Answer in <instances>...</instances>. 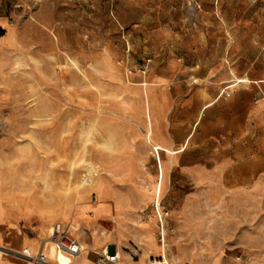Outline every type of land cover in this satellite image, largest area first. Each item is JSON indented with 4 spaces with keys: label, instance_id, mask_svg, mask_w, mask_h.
Masks as SVG:
<instances>
[{
    "label": "rangeland",
    "instance_id": "374dc122",
    "mask_svg": "<svg viewBox=\"0 0 264 264\" xmlns=\"http://www.w3.org/2000/svg\"><path fill=\"white\" fill-rule=\"evenodd\" d=\"M159 1L0 0V223L68 226L74 264L106 245L123 264H264V0H194V20ZM209 58L201 80L169 66ZM143 73L206 103L237 80L194 129L180 107L151 118L147 144Z\"/></svg>",
    "mask_w": 264,
    "mask_h": 264
},
{
    "label": "crops",
    "instance_id": "0c3cea01",
    "mask_svg": "<svg viewBox=\"0 0 264 264\" xmlns=\"http://www.w3.org/2000/svg\"><path fill=\"white\" fill-rule=\"evenodd\" d=\"M142 1L144 2V4H147L148 2H155V1L160 4L159 0H142ZM157 12L158 11H155L154 13H150V15H154V14L156 15ZM148 15L149 14H145V17H147ZM211 60L212 58L205 59L203 61H200L199 59H196V60L191 59L184 66V63L181 62L180 59H177L175 60V62H170L169 66L172 70L177 71V73H181V74L183 72L182 69H187L190 72L192 71V74H191L192 77L194 79L201 80L203 77H205L206 74H208L207 72L211 69L210 68ZM150 63L151 62L149 59L148 64ZM198 68H201V70ZM144 79L146 80V83L149 86L146 93L141 92L142 107L140 108V114H141V117L145 125V140L147 137L146 133H147V129L149 128V125H151V128H152L151 118L153 120L160 121L164 117L166 119L168 117L176 116L178 107H180L179 108L180 112L178 115L184 112L186 116L185 122L191 123L194 129L199 124L200 120L202 119L203 114L206 111L214 108L215 106H218L219 100H228L231 97L232 92H230L229 90L230 88L235 87L233 85L237 80L236 79L235 81H233L234 83L232 82L233 83L232 85L228 87H224L217 94L215 93L214 96H212L210 92L205 93V95L208 98L213 97V101L211 103H206V99H204V93L203 94L200 93V90L197 88H191L187 90L186 89L182 90L181 88L165 90V89L156 87L157 85H154V84L161 83V81H163L162 77H158V76L152 77L151 80L154 84L152 82L151 83L147 82L146 73L144 74V76H142L141 80L143 81ZM148 109L150 110L148 111ZM148 113L150 114V119L148 118ZM190 137L191 135L187 136L186 140L183 142L180 148L182 147L184 150ZM146 143L148 144L147 140H146ZM167 147L170 148L171 145ZM171 156H174V155H171ZM39 238H42L41 242L39 241ZM44 239H45L44 232L41 233V230H40L39 236L36 237L32 233H30L28 230H25L23 228H18V227L16 228L14 225L8 226L6 228V227H3V224L0 223V245L4 244L5 246L10 247L12 250H19L21 248H25L26 246H32L36 250H38V248L40 247ZM96 244H97L96 242L93 243L92 241V243L90 244L92 246L89 245L88 247L93 250L99 249L96 247ZM94 252L97 253L96 251ZM84 254H81L78 258H80ZM131 263L136 264L134 263V261H132V259H130V261H128L127 264H131ZM0 264H22V263H19L12 259L3 258Z\"/></svg>",
    "mask_w": 264,
    "mask_h": 264
},
{
    "label": "built area",
    "instance_id": "2783aa9c",
    "mask_svg": "<svg viewBox=\"0 0 264 264\" xmlns=\"http://www.w3.org/2000/svg\"><path fill=\"white\" fill-rule=\"evenodd\" d=\"M198 10L199 7L194 0H187L185 12L188 19L194 20ZM161 242H163V238ZM46 245H51L57 255L62 254L69 260H74L82 253V248L79 242L70 234L69 227L62 224H54L36 253L32 256L26 254L24 255L25 258H27L31 264H47L49 259L43 254ZM95 257L93 264H122L121 258L115 251H101L95 253ZM149 260L150 263L148 262V264H151L155 259L151 258Z\"/></svg>",
    "mask_w": 264,
    "mask_h": 264
},
{
    "label": "bare ground",
    "instance_id": "6f19581e",
    "mask_svg": "<svg viewBox=\"0 0 264 264\" xmlns=\"http://www.w3.org/2000/svg\"><path fill=\"white\" fill-rule=\"evenodd\" d=\"M240 84V83H239ZM9 86V85H8ZM155 152L154 153H156L157 154V151L156 150H154ZM46 157V156H45ZM40 162V161H39ZM47 162V161H46ZM95 174H96V172H95V169L94 168H92L90 165H87V169H86V173L84 174V175H82V177H81V181H80V183H81V185L79 186V188H84V187H90L91 188V186L94 184V180H93V178H94V176H95ZM92 200L94 201V203H96V197H94V198H92ZM101 206V205H100ZM77 212H79V213H81L80 212V210L79 211H77ZM99 213H101V211L99 212ZM98 213V214H99ZM94 214H95V212H94ZM91 231V230H90ZM93 240V239H92ZM94 241V240H93ZM81 246V245H80ZM50 248L51 246L50 245H46V247L45 248ZM44 248V252H43V254H45V256L49 259V261L47 262V264H74V262H73V260H69V259H67L64 255H62V254H56L55 252H52L51 254H47V251H46V249ZM81 248H82V253H83V250H84V248H83V246H81ZM22 249V248H21ZM108 251V245H106V246H104V247H102V251ZM101 252V251H100ZM81 253V254H82ZM98 253V252H97ZM29 255V256H32V255H34L33 254V252H32V249H31V247L30 246H27V247H25V248H23L19 253H17V255L18 256H20L23 260H25V261H27V263L29 262V260H27V258H25V256L24 255ZM80 254V255H81ZM118 254V253H117ZM79 255V256H80ZM119 255V254H118ZM120 257V256H119ZM76 259V258H75ZM62 261V262H61ZM64 261V262H63ZM149 263H150V260L148 261ZM153 263H151V264H166V261L164 260V258H162V257H159L158 259H155V260H153L152 261ZM29 264H31L30 262H29ZM123 264V263H122ZM131 264H133V263H131Z\"/></svg>",
    "mask_w": 264,
    "mask_h": 264
}]
</instances>
